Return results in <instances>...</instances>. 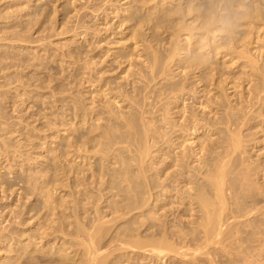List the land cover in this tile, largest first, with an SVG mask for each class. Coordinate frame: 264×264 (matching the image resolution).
<instances>
[{
    "label": "rangeland",
    "instance_id": "rangeland-1",
    "mask_svg": "<svg viewBox=\"0 0 264 264\" xmlns=\"http://www.w3.org/2000/svg\"><path fill=\"white\" fill-rule=\"evenodd\" d=\"M163 1L0 0V237H3L0 238V264H91L90 249L100 253L95 261L100 264H233L230 257L235 255V264L245 263L244 253L237 254L241 249L237 245L230 242L222 245L218 238L210 244L206 242L199 227L203 213L198 204L190 205L187 195L190 186L208 182L206 167L193 161L195 158L189 151L207 143L208 150L214 151L213 155H207L209 164L221 155L223 158L230 143L225 128L228 124L217 126L223 128V133L208 127L193 136L183 133L178 140L172 135V142H176V147L181 143V150L166 149L170 155L168 160V155L156 150L157 146L153 148V138L149 142L145 136L142 139L145 132L139 120L143 118L140 111L142 107L148 110L151 107L136 91L144 83V75H149L148 60L153 61L158 55L169 59L166 60L169 70L165 66V77L160 75L154 82L158 84L149 87L147 92L152 88L160 92L168 81L185 82V72L188 73L186 84L200 91L205 86L203 82L199 84L196 76L203 75L205 89L209 88L207 96L202 97L201 92L198 102L190 104L191 100H182L176 106L170 98L173 102L170 108H174L169 120L180 126L181 117L189 116L192 111L203 119L200 122L205 123V118L209 122L213 120L211 124L216 120L227 121L226 110L231 106L236 113L239 111L242 119H245L244 113L248 114L251 120L245 121L250 124L243 126L248 128H243L240 135L242 148L229 158L235 157L240 165L235 171H244L243 164L248 163L261 165L263 169L264 0ZM171 53L177 57L171 55V59ZM194 56L201 62L197 68L190 66ZM178 64L182 65L180 69ZM163 101L154 99L158 106ZM216 101L225 105L219 107ZM200 102L210 105L203 110ZM131 114L139 117L141 129L136 132L141 134L142 130L141 135L134 134V129V132L129 130L125 118ZM128 132L134 134L133 138ZM138 136H141L139 142L145 140L146 145L152 146L145 162L140 161L145 142L141 145ZM138 147H144L139 150L142 153L137 151ZM182 150L191 154L190 169H185L183 178L176 174V182L165 180L170 172L178 170L175 158ZM244 156L246 162H242ZM140 166L146 172L142 173ZM127 171L135 181L147 182L149 186L145 184V188L141 184L145 194ZM129 176L136 185L130 183ZM254 176L255 183L264 185L263 173ZM153 181L159 188L150 185ZM236 182L240 184V178ZM163 183L171 187L168 186L166 193L161 191ZM137 193L141 198L138 203L132 201ZM138 194L135 199H139ZM203 194L210 200L211 195ZM180 195H185L184 199ZM263 218L264 215L257 217ZM80 227L86 232L80 231ZM87 229L91 234L94 229L99 232L94 236L95 241L90 240ZM253 238L254 254L259 253L260 259L257 264H264L263 232ZM152 242L161 249L167 246L164 249L167 252L158 256V251H154L157 254L150 251V246L151 250L156 247ZM162 243L166 245L162 247Z\"/></svg>",
    "mask_w": 264,
    "mask_h": 264
},
{
    "label": "bare ground",
    "instance_id": "bare-ground-1",
    "mask_svg": "<svg viewBox=\"0 0 264 264\" xmlns=\"http://www.w3.org/2000/svg\"><path fill=\"white\" fill-rule=\"evenodd\" d=\"M77 1H79V0H77ZM147 1V0H146ZM165 1V0H164ZM163 1V2H164ZM166 1H168V0H166ZM173 1L171 0V3H172ZM74 3V2H73ZM76 4V3H75ZM157 4V3H156ZM167 4V3H166ZM82 7V6H81ZM132 8V7H131ZM187 8V7H186ZM181 9V8H180ZM183 10V9H182ZM182 10H180V11H182ZM187 11H189V10H191V8L188 10V9H186ZM188 13V12H187ZM186 13V14H187ZM247 13H249V12H247ZM183 16V15H182ZM249 16H251V15H249ZM184 18V17H183ZM155 19V18H154ZM183 20V19H182ZM185 20V19H184ZM218 20V19H217ZM216 20V21H217ZM182 22V21H181ZM185 22V21H184ZM215 22V21H214ZM186 24V23H185ZM214 24V23H213ZM187 27V26H186ZM193 27V26H192ZM183 28H185L184 26H183ZM188 28V27H187ZM186 28V29H187ZM176 29H178V28H176ZM193 29H194V27H193ZM193 29H192V31H193ZM178 30H180V29H178ZM178 30H176V31H178ZM183 30V29H182ZM187 30H189V28L187 29ZM181 31V30H180ZM180 31H178L179 33H180ZM190 31V30H189ZM191 31V32H192ZM174 32V31H173ZM185 32H186V30H185ZM190 32V33H191ZM153 33V32H152ZM175 34V36H177L176 35V32L174 33ZM178 34V33H177ZM181 34V33H180ZM193 34V33H192ZM192 36V35H191ZM178 37V36H177ZM176 37V38H177ZM193 37V36H192ZM190 38V37H189ZM185 39V38H184ZM191 39V38H190ZM205 39V38H204ZM176 40V39H175ZM186 40H188V38L186 39ZM232 40V39H231ZM152 42V41H151ZM175 42V41H174ZM187 42V41H186ZM189 42V41H188ZM184 44V43H183ZM183 44H182V46H183ZM206 44V43H205ZM181 45V44H180ZM176 46V45H175ZM207 46V45H206ZM191 47V46H190ZM173 48V47H172ZM171 48V49H172ZM195 48V47H194ZM210 48V47H209ZM221 48V47H220ZM170 49V50H171ZM177 49V48H176ZM214 49V48H213ZM158 50V49H157ZM175 50V49H174ZM173 49H172V51H173V53L174 54H176L177 55V52H176V50L174 51ZM155 51V50H154ZM179 52V51H178ZM152 53H154V52H152ZM156 53V52H155ZM173 53H171L170 54V58L171 59H173L174 57H173ZM182 53V52H181ZM159 53H156V55H158ZM173 54V55H172ZM179 54V53H178ZM171 55H172V57H171ZM154 56V55H153ZM167 56V55H166ZM169 56V55H168ZM177 57V56H176ZM146 59H148V58H146ZM151 59V58H150ZM168 58H165V56H154L153 57V61H150L149 62V60H148V67H149V69H150V72H149V75H144V77H143V79H144V83L140 86V87H138L137 86V95H138V97H140V96H142L143 97V99L144 100H146L147 101V103H148V105H150V109L148 110L147 108H146V106L145 107H142V109H141V107H140V109H141V113H142V115H141V117H143L142 119H139V117L137 118V115H132V116H128L129 118H125L126 120H127V125H128V127H129V130H130V128H131V131H133V129H134V131H135V133L134 134H136L137 132H138V128H139V131H140V125H139V120H141V122H142V124H143V128H142V130L145 132L144 133V135H141L142 134V130H141V134L140 133H137V135L138 134H140L141 136H143V138L142 139H144V136H145V140L147 141V142H149L150 141V139L151 138H153V148L155 147V146H157L158 147V149L156 148V150L157 151H160L161 152V154L162 155H168V157H166V158H168V160H169V157H170V155H169V153L167 154L166 153V149H169V152H172V151H174L175 149H177V148H180L181 147V143H180V145H178L177 147H176V145H175V143L174 142H172L173 140L171 139L173 136L172 135H174V137H177L176 139L178 140L179 138H181V137H183V136H181V135H184L183 133H185V134H188V135H194L196 132H198L200 129H204V130H206L208 127H212V129H214V130H216V131H219L220 133H223V128L222 129H220V127H217V126H220L221 124H228L227 126L228 127H225V128H227V140H228V138H229V141H230V143H229V145H228V150H227V155H225L223 158H221V154H219V155H221V156H219L220 157V159H212V160H215V162L214 161H212V163H208V158H207V155L209 156L210 154H212L213 155V153H214V151H209L208 150V147L210 146V144H207L206 143V145H209L208 147H206V145H204L203 147H201L200 149H198V147H197V149L195 150V149H192V151H189V152H191V154H192V156L195 158V160H193V161H195V162H197L198 164H199V166L200 167H206V169H207V171H206V173L208 172V174L206 175L207 177V179L206 180H208V182H202V184L200 183L199 185H198V187H193V186H190L189 187V193H187V195H188V197H189V199H188V202H190V205H193V204H198V206H199V211H201L203 214L200 216V217H202L201 218V220H200V222H199V227H201V229H202V231H200V232H203L205 235L204 236H206V242H208L209 244H210V242H214L215 241V239L216 238H218V242L220 243V244H224L225 242H227V243H225L224 245H226V244H228L229 242H230V244H232V245H237L238 246V248H241L238 252H237V254H240V253H244V255L242 256L243 257V259H242V261L244 262L245 261V263L244 264H257V261L258 260H260L259 258H258V254L256 255V254H254L255 253V248L253 249V245H252V243H254L253 241L255 240L254 238H253V236L255 235V234H259V233H261V232H263V235H264V218L263 219H257V217H258V215H264V204L263 205H261L263 202H264V185H260V182H258L259 184H257V183H255V182H257V181H255V179L254 178H256L254 175H260V173H261V175H262V173L264 174V167H263V169H261V165L259 166L258 164H257V166L256 165H254L253 163H251L250 165H249V163H248V165H245V164H243V166H246L245 167V169H244V171H241V170H243V169H241V170H238V171H235L236 169H238V168H240V167H238V166H240L239 165V163H238V161L235 159V157H233V156H231L230 158H229V156L231 155V154H234L238 149H240V148H242L241 147V137H240V135H241V130L244 128V129H247L248 128V126H247V128L246 127H243V126H246V124L251 120V116L249 117H247V115L248 114H246V113H244V118L245 119H242V117H240L239 115H238V113H239V111L236 113L235 111H234V107L232 108V106H231V108H230V105H229V107L228 108H230V109H228V110H226L227 112H226V114H227V121H224V120H220V121H218V120H216V121H214V123L213 124H211V122L213 121H210L209 122V118H208V121H206V118H205V123L204 124H202V125H200L202 122H200V119H202V118H198L197 117V113L196 114H194V112H190V114H189V116H186V115H183L184 117H181V120H182V118H183V120H182V122L180 123V126H178L175 122H174V120H173V122H171L170 120H169V114H171L170 113V111L174 108H170V105H171V103L173 104V102H175V106L178 104V102L179 101H187V100H191V102L190 101H188V102H190V104H194V102H198V99L200 98V96H199V94L201 93V92H203V96L202 97H206L207 96V94H208V91H209V88H207L208 89V91H207V89H205L206 88V84H205V81H204V79H203V75H200L199 77L198 76H196L197 77V79H199L198 81H199V84H201L202 82L204 83L203 84V86H205V88L204 89H201L200 91H198L199 90V88H194V87H192L191 86V88L186 84V80H187V78H186V76H188V73L187 72H185L184 73V69L183 70H181V73H184V75H183V80L185 81V82H181V81H178V82H173V83H169V81L166 83V84H163L162 85V87L160 88V92H158L157 90H155V88L153 89H151V90H149V92H147L148 91V89H150L149 87H154L156 84H158V82L157 83H154V82H156V80L157 79H159V77H160V75H164V77H165V75L166 74H163L164 73V71H165V66H166V70L168 69V65H169V63H167V62H169V61H166ZM131 60V59H130ZM169 60V59H168ZM251 60V59H250ZM170 61H173V60H170ZM204 61V60H203ZM144 62V61H143ZM253 62V61H252ZM167 64V65H166ZM199 64H201V62L199 61V59H198V57L197 56H194L193 57V61H192V64H190V66H194V67H198L199 66ZM253 64V63H252ZM251 64V65H252ZM254 64H255V62H254ZM253 64V65H254ZM130 65H132V64H130ZM179 65V64H178ZM204 65V64H203ZM146 66H147V64H146ZM181 66L182 65H179L177 68L178 69H180L181 68ZM206 66V68H207V70H208V67H207V65H204L203 67H205ZM130 67H132V66H130ZM139 68H141V67H139ZM191 68H193V67H191ZM206 68H204V69H206ZM261 69V68H260ZM128 70V69H127ZM140 70V69H139ZM169 70V69H168ZM167 70V71H168ZM187 70V69H186ZM203 70V69H202ZM250 70V69H249ZM189 71V70H188ZM197 71V70H196ZM128 72V71H127ZM132 72V71H131ZM142 72V71H141ZM194 72V71H193ZM192 72V73H193ZM205 73V72H204ZM130 74V73H129ZM132 74V73H131ZM247 74V73H246ZM252 74V73H251ZM142 76H143V74H141ZM168 76H169V74H167ZM127 76V75H126ZM130 76V75H129ZM167 76V77H168ZM215 76V75H214ZM244 76V75H243ZM141 77V76H140ZM195 78V77H194ZM170 79V78H169ZM231 79V78H230ZM196 80V79H195ZM212 80H213V78H212ZM171 81V80H170ZM241 81V80H240ZM136 83V82H135ZM189 83V82H188ZM195 83V82H194ZM198 84V85H199ZM222 84V83H221ZM241 84V83H240ZM194 85V84H193ZM212 85V84H211ZM214 85V84H213ZM202 86V85H201ZM238 86V85H237ZM160 87V86H159ZM188 87H189V89H188ZM236 87V86H235ZM124 88V87H123ZM230 88H233V86H231ZM158 89V88H157ZM211 89V88H210ZM214 89V88H213ZM225 89V88H224ZM227 89V88H226ZM264 89V88H263ZM257 90H260V89H257ZM120 91V90H119ZM222 91V90H221ZM255 91V90H254ZM147 92V93H146ZM211 92V91H210ZM224 92H226L225 90H224ZM126 93V92H125ZM152 93V95H150ZM250 93H251V91H250ZM249 93V94H250ZM128 94V93H127ZM126 94V95H127ZM226 94V93H225ZM254 94V93H253ZM258 94V96H259V93H257ZM130 95V94H129ZM140 95V96H139ZM172 97H171V96ZM213 95V94H212ZM136 96V95H135ZM247 96V95H246ZM126 97V96H125ZM133 97V96H132ZM222 97V96H221ZM221 97H219V98H221ZM242 97V96H241ZM129 98H131V97H129ZM134 98V97H133ZM132 98V99H133ZM151 98H153L152 100H151ZM160 99L161 101H165V99H167L165 102L163 101V102H161L162 103V105H157V103H159L158 101H157V103L155 104L154 103V99H156V100H158V99ZM170 98H173L174 100H173V102H172V100L170 99ZM223 98V97H222ZM233 98V97H232ZM255 99H256V97H254ZM126 99V98H125ZM135 99V98H134ZM137 99V98H136ZM212 101H213V99L212 98H210ZM209 99V100H210ZM226 99V98H225ZM230 99V98H229ZM229 99H228V103L230 104V102H229ZM234 99V98H233ZM216 100V99H215ZM258 100H259V98H258ZM113 101V100H112ZM137 101V100H136ZM146 101H143V102H146ZM211 101V102H212ZM247 101H249V100H247ZM117 102V101H116ZM131 102H133V101H131ZM207 102V101H206ZM250 102V101H249ZM118 103V102H117ZM116 103V104H117ZM160 103V104H161ZM205 102H200V106H202L203 107V110L204 109H207V106L208 105H210V104H212V103H210V101L208 102V103H210V104H208V105H205L204 104ZM214 103V102H213ZM216 103V105L217 106H219V107H221V106H224L223 105V103L222 102H215ZM214 103V104H215ZM134 104V103H133ZM145 104V103H144ZM186 104V103H185ZM195 105H196V103H195ZM198 105V106H199ZM213 105V104H212ZM246 105V104H245ZM253 105V104H252ZM131 106H133V105H131ZM247 106V105H246ZM251 106V105H250ZM263 106V105H262ZM148 107V106H147ZM213 107H214V105H213ZM212 107V108H213ZM241 107V106H240ZM239 107V108H240ZM243 107H245V106H243ZM195 108H196V106H195ZM247 108H248V106H247ZM246 108V109H247ZM252 108V107H251ZM211 109V108H210ZM220 109V108H219ZM225 109V108H224ZM242 109H244V108H242ZM245 109V110H246ZM217 110V109H216ZM178 111V110H177ZM183 111V110H182ZM186 108H184V114L186 113ZM194 111H195V109H194ZM208 110H206V112H207ZM237 111V110H236ZM253 111V110H252ZM251 111V112H252ZM135 112V111H134ZM176 112V111H175ZM179 112V111H178ZM177 112V113H178ZM196 112V111H195ZM210 112V111H209ZM216 112V111H215ZM242 112H244V111H242ZM246 112V111H245ZM248 112V111H247ZM251 112H250V115H251ZM258 112V111H257ZM138 113V112H137ZM173 113H174V110H173ZM202 113H204V112H202ZM249 113V112H248ZM146 114H148V115H150L151 117L150 118H145V116L144 115H146ZM172 115V114H171ZM179 115V114H178ZM188 115V114H187ZM203 115V114H202ZM213 115H214V113H213ZM173 116V115H172ZM200 116V115H199ZM220 116V115H219ZM148 117V116H147ZM252 117L254 118V116L252 115ZM180 118V117H179ZM203 118H204V116H203ZM213 118V117H212ZM221 118V117H220ZM259 118V117H258ZM257 118V119H258ZM139 119V120H138ZM147 119V120H146ZM150 121H149V120ZM210 119H211V117H210ZM218 119V118H217ZM223 119V118H222ZM242 119V120H241ZM180 120V121H181ZM203 120V119H202ZM245 120H249L248 122L247 121H245ZM254 120V119H253ZM143 121H144V123H143ZM176 121V120H175ZM124 122H125V120H124ZM140 122V123H141ZM242 124V125H241ZM249 124H250V122H249ZM248 124V125H249ZM258 124V123H257ZM157 125V126H156ZM252 125V124H251ZM155 126V127H154ZM222 126H224V125H222ZM226 126V125H225ZM250 126V125H249ZM154 127V128H153ZM177 127H178V129H177ZM234 127V128H233ZM206 128V129H205ZM251 128V127H250ZM255 128V127H254ZM209 129V128H208ZM207 129V130H208ZM213 130V131H214ZM251 130V129H250ZM133 131V132H134ZM137 131V132H136ZM246 131V130H245ZM106 132V131H105ZM177 132H180L179 134H177ZM129 134H128V136H130V137H132L133 138V135L134 134H132V133H130V132H128ZM263 133V132H262ZM130 134H132V136L130 135ZM247 134V133H246ZM252 134V133H251ZM136 135V136H137ZM221 135V134H220ZM224 135H225V132H224ZM248 135V134H247ZM246 135V136H247ZM254 135V134H253ZM141 136L139 137L138 136V139H137V137H136V139L138 140V142H139V140H141L140 138H141ZM244 136V135H243ZM260 136V135H259ZM185 137V136H184ZM187 137H189V136H187ZM219 137V136H218ZM223 137L224 136H222V139H223ZM226 137V136H225ZM248 137V136H247ZM251 137V136H250ZM127 138V137H126ZM131 138V139H132ZM190 138V137H189ZM246 138V137H245ZM113 139V138H112ZM129 138H127V140H128ZM130 139V140H131ZM221 139V140H222ZM246 139H248V138H246ZM245 139V140H246ZM255 139V138H254ZM111 140V139H110ZM145 140H144V142H145ZM216 140H218L219 141V139H217L216 138ZM215 140V141H216ZM242 140H244V137L242 138ZM126 141V140H125ZM175 141V140H174ZM210 141V140H209ZM208 141V142H209ZM212 141V140H211ZM210 141V142H211ZM138 142L136 143V144H138ZM142 142H143V140H142ZM142 142H139V143H141V145L144 143H142ZM178 142H180V141H178ZM195 142V141H194ZM212 142H214V141H212ZM217 142V141H216ZM260 142V141H259ZM258 142V143H259ZM119 143V142H118ZM123 143V142H122ZM127 143V142H126ZM191 143H193V142H191ZM205 143V142H204ZM255 143V142H254ZM256 143H257V141H256ZM134 144H135V141H134ZM133 144V145H134ZM135 144V145H136ZM168 144V145H167ZM179 144V143H178ZM213 144V143H212ZM215 144V143H214ZM218 144V143H217ZM227 144V143H226ZM116 145V144H115ZM131 145V144H130ZM140 144H138V146H139ZM164 145H166V146H164ZM189 145H191V144H189ZM197 145V144H196ZM244 145V144H243ZM129 146V145H128ZM145 148H144V150L142 151V149H140L139 147V149L137 150V151H139V150H141L142 152H143V157L142 156H140V158H142V160H140L141 162H145V160H146V157H148V155H150L151 154V150H152V146L151 145H149V144H147L146 145V142H145ZM174 146H175V148H174ZM217 146H219V144L217 145ZM223 146V145H222ZM224 146H227V145H224ZM135 147V146H134ZM136 147H137V145H136ZM135 147V148H136ZM142 147V146H141ZM183 147V146H182ZM213 147H214V145H213ZM131 148V147H130ZM218 148V147H217ZM221 148V147H220ZM224 148V147H223ZM113 149V148H112ZM137 149V148H136ZM185 149V148H184ZM188 149V148H187ZM155 150V151H156ZM180 150H181V148H180ZM210 150H212V149H210ZM219 150V149H218ZM222 150V149H221ZM221 150L219 151V152H221ZM246 150V149H245ZM120 151V150H119ZM141 151H139V152H141ZM154 151V152H155ZM168 151V150H167ZM141 152V153H142ZM160 152H158V153H160ZM185 152H188V150L187 151H185V150H182V154L181 155H177L176 156V162H175V164H176V167H177V169L178 170H176V173L174 172V173H172V174H168V172L166 173V174H168L167 175V178H165V180H168V181H170V182H176L177 180H176V178H174L175 176H176V174L177 175H180V177L181 178H183V175H184V173H185V169L187 168H189L188 166V164H189V161H190V155H188L187 153H185ZM144 153H146V155H145V157H144ZM247 154V153H246ZM153 155V154H152ZM211 155V156H212ZM218 156L216 157V158H218ZM247 156V155H246ZM246 156H244V158H242V162L244 161V162H246L244 159H245V157ZM155 157V156H154ZM193 157H191V158H193ZM213 157V156H212ZM228 157V159H226ZM238 157V156H237ZM241 157V156H240ZM115 158V157H114ZM139 158V159H140ZM214 158V157H213ZM136 159V158H135ZM240 159V158H239ZM238 159V160H239ZM248 159H250V158H248ZM247 159V160H248ZM122 160V159H121ZM151 160V159H150ZM154 160V159H153ZM167 160V159H166ZM165 160V161H166ZM210 160V159H209ZM253 160V159H252ZM124 161H126V159L124 158ZM148 161V160H147ZM121 162H123V161H121ZM127 162V161H126ZM140 162V163H141ZM168 162V161H167ZM192 162V161H191ZM214 162V163H213ZM248 162V161H247ZM251 162V161H250ZM254 162V161H253ZM136 163V162H135ZM170 163V162H169ZM255 163V162H254ZM121 164H126L127 165V163H121ZM157 164V163H156ZM252 164H253V166H252ZM126 165H124L125 167H126ZM191 165V164H190ZM123 166V167H124ZM129 166V165H128ZM127 166V167H128ZM142 166V165H141ZM140 166V167H141ZM146 166V165H145ZM175 166V165H174ZM242 166V167H243ZM143 167V166H142ZM140 168L141 170L140 171H142V173H143V170L146 172V169L145 168ZM163 167V166H162ZM196 167V166H195ZM211 167H213V168H211ZM128 168H130V166L128 167ZM128 168H126V169H128ZM167 168V167H166ZM165 168V170H167ZM126 169H125V173H126ZM190 169V168H189ZM188 169V170H189ZM193 169V168H192ZM199 169V168H198ZM123 170H124V168H123ZM121 171V170H120ZM131 171V170H130ZM159 171V170H158ZM162 171V170H161ZM160 171V172H161ZM175 171V170H174ZM129 171H127V174L128 175H130L131 173H128ZM159 172V173H160ZM162 172H164V170L162 171ZM119 173V172H118ZM123 173V172H122ZM141 172H140V174H142ZM192 173H194V172H192ZM126 174V176L125 175H123V176H125V177H127L128 175ZM175 174V175H174ZM200 174V173H199ZM122 175V174H121ZM144 175V174H143ZM205 175V174H204ZM131 176V175H130ZM130 176H129V178H130ZM165 176V175H164ZM200 176V175H199ZM253 176H254V178H253ZM144 177V176H143ZM237 177L238 178H240V184H238L237 182H236V179H237ZM262 177V176H261ZM260 177V178H261ZM117 178H118V176H117ZM131 178H132V176H131ZM131 178L130 179H128L129 181L131 180ZM150 178V177H149ZM177 178H178V176H177ZM192 178V177H191ZM126 179V178H125ZM133 180H134V178H132ZM138 179V178H137ZM145 179V178H144ZM159 179V178H158ZM180 179V178H179ZM258 179H259V176H258ZM127 180V181H128ZM136 180V179H135ZM134 180V181H135ZM140 180V179H139ZM147 180H148V178H147ZM146 180V181H147ZM151 180H153V179H151L150 178V181ZM164 180V179H163ZM162 180V181H163ZM180 180H182V179H180ZM141 181V183L139 182V181H135V183L136 182H138L139 184H138V186H141V184L144 182H142V180H140ZM149 181V180H148ZM161 181V182H162ZM167 181V182H168ZM184 181V180H183ZM186 181V180H185ZM195 181V180H194ZM255 181V182H254ZM264 181V180H263ZM133 181L131 180V182L130 183H132ZM161 182H158V183H161ZM166 182V181H165ZM169 182V183H170ZM134 182H133V185H136ZM151 183V182H150ZM153 183H154V181H153ZM157 183V182H156ZM129 184V183H128ZM145 184H147V182H145ZM145 184H142V186L144 187L145 186ZM164 184V183H163ZM194 184V183H193ZM109 185V184H108ZM130 185V184H129ZM132 184H131V186H133ZM148 185V184H147ZM151 186H154L155 185V183L154 184H150ZM157 185V186H156ZM155 185V187H156V189H157V187L159 188V186H158V184H156ZM159 185H162V183L161 184H159ZM187 185H189L188 183H187ZM142 186H141V188H142ZM149 186V185H148ZM150 186V187H151ZM169 185H163L162 186V192H164V193H166V192H168V189H170L169 187H168ZM112 187V186H111ZM146 187V186H145ZM144 187V188H145ZM154 187V188H155ZM188 187V186H187ZM140 188V187H139ZM144 188H142V191H143V194H145V192H144ZM149 188V187H148ZM147 188V189H148ZM152 188L153 187H151V191H153L152 190ZM174 188V187H173ZM176 189V188H175ZM178 189V188H177ZM211 189H213V191H214V193L212 192V194L214 195V196H212L211 195ZM141 190V189H140ZM171 190H173V189H171ZM171 190H170V192H171ZM200 190V191H199ZM202 190H205L206 192H207V194L208 193H210V194H208V197L210 196V200H208V198L206 199V196L204 197L203 195V193H205L206 194V192L205 191H202ZM149 191V190H148ZM166 191V192H165ZM178 191V190H177ZM229 191H230V194H229ZM141 191H139V193H140ZM192 192V193H191ZM51 193V192H50ZM142 193V192H141ZM149 193H151L152 194V192H149ZM138 194V193H137ZM136 194V195H137ZM157 195H158V193H156ZM163 194V193H162ZM181 194V193H180ZM184 194V193H183ZM186 194V193H185ZM136 195H134V199L132 200V201H134V202H136V203H138L139 202V200H141V198L139 197V195L140 194H138V196L137 197H139V199L138 198H136L135 199V196ZM142 195V194H141ZM164 195V194H163ZM50 196H52V195H50ZM153 196V195H152ZM165 196V195H164ZM181 196V195H180ZM142 197V196H141ZM184 197H185V195L182 197L181 196V198H183L184 199ZM212 197H213V200H211L212 199ZM53 198V197H52ZM143 198V197H142ZM186 199V198H185ZM138 200V201H137ZM164 200V199H163ZM230 200H232V201H230ZM51 201V200H50ZM159 201V200H158ZM184 203V202H183ZM56 205V204H55ZM58 208V207H57ZM56 209V208H55ZM130 210V209H129ZM192 210V209H191ZM192 215V214H191ZM17 218V217H16ZM78 218V217H77ZM230 219H233L231 222H230ZM101 219H99V221H100ZM98 221V220H97ZM196 221V220H195ZM193 222V221H192ZM230 222V223H229ZM247 222V224H245ZM79 223V222H78ZM100 223V222H99ZM194 223V222H193ZM241 223V224H240ZM97 224H98V222H97ZM105 224V223H104ZM237 224H240V225H237ZM81 225V224H80ZM99 225V224H98ZM198 225V224H197ZM244 225H246V227L247 228H245L244 227ZM83 226V225H82ZM103 227V226H102ZM54 228V227H53ZM96 228H97V225H96ZM100 229H101V227H99ZM80 229V231L83 229H81V227L79 228ZM79 229H77L78 231H79ZM196 229V228H195ZM57 230V229H56ZM84 230V229H83ZM95 230V232H94V234L92 233L91 234V231H90V240H93V238H94V236H98V231H96V229H94ZM99 230V229H98ZM194 230V229H193ZM80 231H79V233H80ZM85 231V230H84ZM87 231H88V229H87ZM88 231V232H89ZM101 231V230H100ZM103 231V230H102ZM102 231H101V233H102ZM166 231V230H165ZM195 231V230H194ZM86 232V231H85ZM98 232V233H97ZM181 232V231H180ZM170 233V232H169ZM172 233H174V232H172ZM81 234V233H80ZM87 234V236H89ZM97 234V235H96ZM244 234H246V235H244ZM13 235V234H12ZM168 235V234H167ZM173 235V234H172ZM93 236V237H92ZM100 236V235H99ZM177 236H179L178 234H177ZM180 236H182V234L180 233ZM187 236V235H186ZM259 236V235H258ZM16 237H17V235H16ZM164 237V236H163ZM0 238H3V237H0ZM101 238V237H100ZM182 238H183V236H182ZM186 238V237H185ZM220 238V239H219ZM255 238H256V236H255ZM178 239V238H177ZM87 240V239H86ZM85 240V241H86ZM88 240H89V238H88ZM87 240V241H88ZM157 240V239H156ZM161 240H164V239H161ZM160 240V241H161ZM256 240H257V238H256ZM94 241H95V238H94ZM101 241V240H100ZM165 241V240H164ZM163 242V241H162ZM169 242V241H168ZM183 242V241H182ZM256 242V241H255ZM261 242V241H260ZM94 242L92 241V242H90V244L92 245ZM96 243V242H95ZM100 243V242H99ZM129 243V242H128ZM141 243V242H140ZM152 243H154V245H155V243L156 242H152ZM152 243H151V245H152ZM171 243V242H170ZM184 243V242H183ZM246 243V246L244 245ZM89 244V245H90ZM138 244V243H137ZM162 244H164V245H162V247L163 246H165L166 244L165 243H162ZM213 244V243H212ZM98 246H99V244H97ZM141 246H142V244H140ZM159 245H160V243H159ZM200 245H202V244H200ZM207 245V244H206ZM205 245V246H206ZM219 245V244H218ZM259 245V244H258ZM84 246H86V245H84ZM141 246H139V248L141 247ZM161 246V245H160ZM172 246V245H171ZM221 246V245H220ZM88 247V246H87ZM91 247H93V248H95V246H90L89 248H91ZM149 247V246H148ZM169 247V246H168ZM173 247V246H172ZM254 247H256L255 246V244H254ZM92 248V249H93ZM166 248H167V246H166ZM166 248H164V249H166ZM261 250H263V248H264V244H262L261 243ZM96 249H97V247H96ZM164 249H161V248H159V247H157V243H156V247L154 246V248H152V250H151V246H150V248H149V250L150 251H158L157 253H158V256L159 255H162V253L163 252H165L164 251ZM171 249V250H170ZM200 249H202V248H200ZM206 249V248H205ZM88 250V249H87ZM98 250V249H97ZM168 250V249H167ZM199 250V249H198ZM255 250V251H254ZM257 250H259V249H257ZM261 250H259V251H261ZM103 251V250H102ZM101 251V252H102ZM169 251H172V248L170 247L169 248ZM173 251H176L175 249L173 250ZM182 251V250H181ZM88 252H89V250H88ZM156 252H154V253H156ZM167 252V251H166ZM165 252V253H166ZM183 252H185V251H183ZM226 252V251H225ZM156 253V254H157ZM208 253V252H207ZM25 254H27V253H25ZM30 254V253H29ZM59 256H60V253H57ZM66 254V253H65ZM90 254H91V259H89V260H91L92 261V263L91 264H93V263H95V261H96V259L98 258L97 256H98V254H100L98 251H95L94 250V252L92 251L91 252V249H90ZM179 254H180V252H179ZM182 254V253H181ZM184 254H187V252L186 253H184ZM183 254V255H184ZM203 254V253H202ZM263 254V253H262ZM24 255V254H23ZM67 255V254H66ZM165 255V254H164ZM201 255V254H200ZM261 255V254H260ZM19 256H21L19 253H18V257ZM54 256V255H53ZM61 256H62V253H61ZM189 256V255H188ZM262 256V255H261ZM57 257V256H56ZM63 257H65V256H63ZM89 257V258H90ZM104 258H105V256H103ZM165 257V256H164ZM225 257V256H224ZM230 257V256H229ZM241 257V258H242ZM20 258H22V257H20ZM26 258V257H25ZM70 258V257H69ZM240 258V259H241ZM61 259V258H60ZM65 259H66V257H65ZM103 259V258H102ZM217 259V258H216ZM230 261H232L233 262V264H235L234 262L236 261V259H237V255H235V256H233V257H230ZM16 260V259H15ZM22 260V259H21ZM57 260V259H56ZM71 260H72V258H71ZM229 260V259H228ZM239 260V259H238ZM14 261V260H13ZM62 261V260H61ZM60 261V262H61ZM66 261V260H65ZM68 261V260H67ZM90 261V262H91ZM99 261H97L95 264H100V263H98ZM105 262V261H104ZM70 263V262H69ZM72 264H73V262H71ZM10 264H12V263H10ZM64 264H67L66 262L64 263ZM243 264V263H242ZM259 264V263H258Z\"/></svg>",
    "mask_w": 264,
    "mask_h": 264
}]
</instances>
